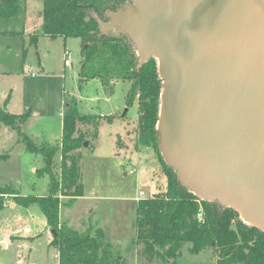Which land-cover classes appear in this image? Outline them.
<instances>
[{
  "label": "rangeland",
  "instance_id": "rangeland-1",
  "mask_svg": "<svg viewBox=\"0 0 264 264\" xmlns=\"http://www.w3.org/2000/svg\"><path fill=\"white\" fill-rule=\"evenodd\" d=\"M41 9L42 0H26L22 30L0 34V107L13 114L29 111L20 124L21 131L39 144L59 143L67 102L74 101L80 113L103 115L97 126L91 122L77 125L88 141L74 151L79 156L83 195L72 202L60 196L59 221L78 231L89 226L101 229L121 264H216L218 254L212 248L189 254L186 245L175 257L169 246L134 241L137 200L164 190L165 161L160 150L158 155L151 146L135 144L136 103L128 106L125 102L129 83L116 79L109 94L98 79L81 77L80 39L43 34ZM33 33H38L35 43L29 40ZM18 138L15 130L0 122V187L21 195L45 196L49 177L39 172L42 156L27 151ZM60 158L57 150L52 168L55 173H59ZM129 169L134 172L129 173ZM3 198L0 264L57 263L58 249L51 244L53 233L37 203L26 207L8 196Z\"/></svg>",
  "mask_w": 264,
  "mask_h": 264
},
{
  "label": "water",
  "instance_id": "water-1",
  "mask_svg": "<svg viewBox=\"0 0 264 264\" xmlns=\"http://www.w3.org/2000/svg\"><path fill=\"white\" fill-rule=\"evenodd\" d=\"M107 16H94L103 32L157 60L165 163L264 232V0H129Z\"/></svg>",
  "mask_w": 264,
  "mask_h": 264
},
{
  "label": "trees",
  "instance_id": "trees-1",
  "mask_svg": "<svg viewBox=\"0 0 264 264\" xmlns=\"http://www.w3.org/2000/svg\"><path fill=\"white\" fill-rule=\"evenodd\" d=\"M128 1L42 0L40 31L52 38H79L78 74L84 79H98L109 94L114 91L116 79L129 83L125 102L128 106L136 103L135 144L151 146L159 155L156 124L162 79L157 72V60L151 57L140 64L129 37L123 32L116 34L114 29L103 32L94 17L108 21L107 12L121 10ZM25 3L26 0H0V34L22 30ZM37 35L31 34V43L36 42ZM29 114V111L13 114L0 107V122L16 131L18 141L27 151L42 156L43 166L39 172L48 175L49 192L45 196L21 195L0 187V208L3 196L21 206L37 203L47 227L55 232L51 240L58 249L55 264H121L119 256L111 252V245L105 241L101 229L89 226L78 231L59 221L60 196H67L72 202L83 195L79 156L74 151L82 146L85 138L77 125L91 122L97 126L103 115L80 113L74 101L68 102L62 115L59 143L39 144L21 131L20 124ZM93 134L97 136V129ZM57 150L61 153L59 173L52 170ZM163 166L164 190L137 200L134 241L159 248L169 246L175 257H179L181 249L187 245L189 254L212 248L218 254L216 264H264L263 231L243 221L234 209L199 198L179 182L173 168L165 162Z\"/></svg>",
  "mask_w": 264,
  "mask_h": 264
},
{
  "label": "crops",
  "instance_id": "crops-1",
  "mask_svg": "<svg viewBox=\"0 0 264 264\" xmlns=\"http://www.w3.org/2000/svg\"><path fill=\"white\" fill-rule=\"evenodd\" d=\"M24 231L28 233V232H29V228L25 227V228H24ZM2 247H3V248L6 247V243H5L4 241L2 242Z\"/></svg>",
  "mask_w": 264,
  "mask_h": 264
},
{
  "label": "built area",
  "instance_id": "built-area-1",
  "mask_svg": "<svg viewBox=\"0 0 264 264\" xmlns=\"http://www.w3.org/2000/svg\"><path fill=\"white\" fill-rule=\"evenodd\" d=\"M67 53H68V52H67ZM128 172H129V173H133L134 170H133V169H129ZM139 194H140V195H143V191H139Z\"/></svg>",
  "mask_w": 264,
  "mask_h": 264
}]
</instances>
